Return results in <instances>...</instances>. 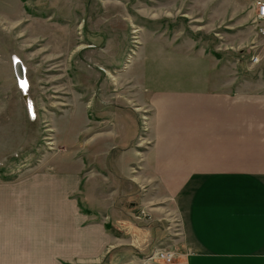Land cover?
Segmentation results:
<instances>
[{"label":"crops","instance_id":"1","mask_svg":"<svg viewBox=\"0 0 264 264\" xmlns=\"http://www.w3.org/2000/svg\"><path fill=\"white\" fill-rule=\"evenodd\" d=\"M203 4L211 7L210 21H252L256 29L247 28L246 40L264 43L259 31L264 22H256L254 0ZM217 59L208 62L209 76L191 79L189 85L138 92V102L149 113L148 141L137 143V115L113 112L104 125L87 116L74 130L73 107L57 114L51 123L55 151L41 161L52 169L45 196L68 208L61 212L74 221L71 232L52 223L49 228L56 234L49 239L5 235L0 264H42L43 245L50 248L45 256L49 264H103L114 246L113 262L128 252L124 264H152L131 250L149 243L163 227L161 218L169 215L184 224L189 248L179 258L181 264H264V80L235 84L232 65L219 69ZM25 71L32 86L36 77L27 67ZM74 103L84 115V101L77 97ZM59 117L65 122L66 145L55 134ZM70 134L74 151L59 170L64 164L54 158L57 150L68 151ZM34 184L40 197L42 181ZM134 209L149 218H129Z\"/></svg>","mask_w":264,"mask_h":264},{"label":"rangeland","instance_id":"2","mask_svg":"<svg viewBox=\"0 0 264 264\" xmlns=\"http://www.w3.org/2000/svg\"><path fill=\"white\" fill-rule=\"evenodd\" d=\"M204 1L0 0V241L5 235L49 239L56 234L49 228L52 223L71 232L74 221L61 212L68 208L45 196L52 169L41 162L55 151L51 123L65 107H73L74 130L87 116L104 125L113 112L137 115L139 143L148 141L149 113L138 102V92L189 85L191 79L209 76L208 62L217 57L219 69L232 65L235 84L264 80V43L246 40L253 22L210 21L211 7ZM26 67L36 77L32 86ZM77 97L85 103L84 115L77 103L72 105ZM31 100L36 101L34 112ZM63 118L55 122V134L66 145ZM68 138V151L61 147L54 158L64 164L59 170L74 151L72 134ZM36 181H42L40 197L33 191ZM124 207L130 208L128 203ZM130 212L133 220L149 218L142 209ZM169 217L161 218L163 227L149 243L131 253L152 264H181L179 258L189 248L184 224ZM42 247V264H49L45 256L50 248ZM113 248L100 262L124 264L128 252L113 262Z\"/></svg>","mask_w":264,"mask_h":264},{"label":"built area","instance_id":"3","mask_svg":"<svg viewBox=\"0 0 264 264\" xmlns=\"http://www.w3.org/2000/svg\"><path fill=\"white\" fill-rule=\"evenodd\" d=\"M254 4L256 6V17L259 21L257 22H264V0H254ZM259 31L264 33V27H260ZM170 255L167 254V258Z\"/></svg>","mask_w":264,"mask_h":264},{"label":"bare ground","instance_id":"4","mask_svg":"<svg viewBox=\"0 0 264 264\" xmlns=\"http://www.w3.org/2000/svg\"><path fill=\"white\" fill-rule=\"evenodd\" d=\"M15 61L18 60L16 57H14ZM19 64V63H18ZM17 65V64H16Z\"/></svg>","mask_w":264,"mask_h":264},{"label":"flooded vegetation","instance_id":"5","mask_svg":"<svg viewBox=\"0 0 264 264\" xmlns=\"http://www.w3.org/2000/svg\"><path fill=\"white\" fill-rule=\"evenodd\" d=\"M20 60L18 59V62H19ZM22 64V63H21ZM19 68H20V66H19ZM19 72H20V70H19ZM21 77V76H20Z\"/></svg>","mask_w":264,"mask_h":264},{"label":"trees","instance_id":"6","mask_svg":"<svg viewBox=\"0 0 264 264\" xmlns=\"http://www.w3.org/2000/svg\"><path fill=\"white\" fill-rule=\"evenodd\" d=\"M152 231H154V228H152Z\"/></svg>","mask_w":264,"mask_h":264},{"label":"snow or ice","instance_id":"7","mask_svg":"<svg viewBox=\"0 0 264 264\" xmlns=\"http://www.w3.org/2000/svg\"><path fill=\"white\" fill-rule=\"evenodd\" d=\"M21 86L23 87L24 85L22 84Z\"/></svg>","mask_w":264,"mask_h":264}]
</instances>
